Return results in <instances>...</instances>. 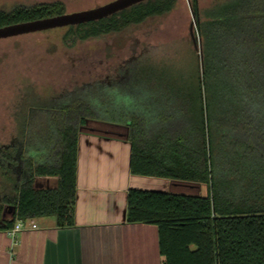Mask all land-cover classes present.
<instances>
[{"label": "trees", "instance_id": "trees-1", "mask_svg": "<svg viewBox=\"0 0 264 264\" xmlns=\"http://www.w3.org/2000/svg\"><path fill=\"white\" fill-rule=\"evenodd\" d=\"M175 2L143 0L67 25L66 39L119 31L169 12ZM191 8L199 70L175 74L146 64L124 77L135 90L142 76L154 98L147 106L100 110L69 95L92 83L19 105L15 132L0 142V230L24 218L75 224L78 133L97 119L127 125L133 174L205 189H128L126 220L157 225L162 264H264V0H215L205 7L191 0ZM63 12L59 0L18 4L0 9V26ZM37 177H55L56 184L36 187Z\"/></svg>", "mask_w": 264, "mask_h": 264}, {"label": "rangeland", "instance_id": "rangeland-1", "mask_svg": "<svg viewBox=\"0 0 264 264\" xmlns=\"http://www.w3.org/2000/svg\"><path fill=\"white\" fill-rule=\"evenodd\" d=\"M52 1L55 0H0V9ZM59 1L65 12H72L110 0ZM213 1L198 3L205 7ZM67 31L68 26H61L0 38V142L15 132L14 114L22 102L55 100L61 91L92 83L82 94L76 90L69 95H82L102 106L100 110L115 106L122 110L127 105L145 107L154 98L144 79L141 76L140 88L132 90L125 76L146 64L157 68L165 65L175 74L184 69L188 73L191 69L198 71L200 67L191 0H176L167 13L108 34L71 41L66 39Z\"/></svg>", "mask_w": 264, "mask_h": 264}, {"label": "crops", "instance_id": "crops-1", "mask_svg": "<svg viewBox=\"0 0 264 264\" xmlns=\"http://www.w3.org/2000/svg\"><path fill=\"white\" fill-rule=\"evenodd\" d=\"M82 126L75 224L57 226L53 218H27L38 227L15 237L0 230V264L163 263L157 225L126 220L128 189L188 192L195 183L133 174L126 124L91 119ZM36 180L44 187L56 184L55 177Z\"/></svg>", "mask_w": 264, "mask_h": 264}, {"label": "water", "instance_id": "water-1", "mask_svg": "<svg viewBox=\"0 0 264 264\" xmlns=\"http://www.w3.org/2000/svg\"><path fill=\"white\" fill-rule=\"evenodd\" d=\"M143 0H110L106 3L75 10L72 12H63L55 15L41 17L37 19L20 21L15 23L0 26V38L15 36L22 33L44 30L53 27L67 26L70 24H78L85 21L95 20L108 16L121 9L127 8ZM192 10V8H191ZM193 13V11H192ZM194 17V14H193ZM195 21V20H194ZM200 45V40H199ZM111 123V122H108ZM113 124V123H112ZM83 126L80 127L82 129ZM127 128V125H126ZM36 187H44L37 180H35ZM10 214L12 215L14 207H9Z\"/></svg>", "mask_w": 264, "mask_h": 264}, {"label": "built area", "instance_id": "built-area-1", "mask_svg": "<svg viewBox=\"0 0 264 264\" xmlns=\"http://www.w3.org/2000/svg\"><path fill=\"white\" fill-rule=\"evenodd\" d=\"M37 227H38L37 223L29 222V221H27V219L24 218V219H17L11 227L6 229V231L10 236L15 237L17 235V233H19L23 230L34 229Z\"/></svg>", "mask_w": 264, "mask_h": 264}]
</instances>
